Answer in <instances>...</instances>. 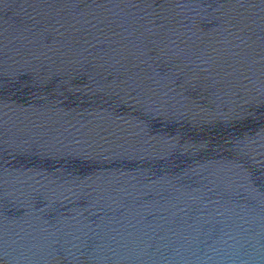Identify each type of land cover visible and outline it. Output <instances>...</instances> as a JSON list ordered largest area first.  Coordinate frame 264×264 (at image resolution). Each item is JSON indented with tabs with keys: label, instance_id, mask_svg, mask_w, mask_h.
Returning <instances> with one entry per match:
<instances>
[{
	"label": "water",
	"instance_id": "95a60500",
	"mask_svg": "<svg viewBox=\"0 0 264 264\" xmlns=\"http://www.w3.org/2000/svg\"><path fill=\"white\" fill-rule=\"evenodd\" d=\"M0 264H264V0H0Z\"/></svg>",
	"mask_w": 264,
	"mask_h": 264
}]
</instances>
